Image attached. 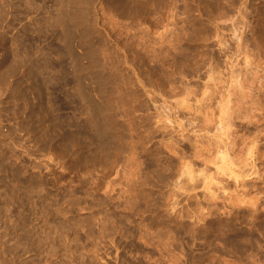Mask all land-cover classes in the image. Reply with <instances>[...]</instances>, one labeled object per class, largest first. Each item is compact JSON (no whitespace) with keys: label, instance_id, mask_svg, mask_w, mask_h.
Listing matches in <instances>:
<instances>
[{"label":"rangeland","instance_id":"obj_1","mask_svg":"<svg viewBox=\"0 0 264 264\" xmlns=\"http://www.w3.org/2000/svg\"><path fill=\"white\" fill-rule=\"evenodd\" d=\"M0 264H264V0H0Z\"/></svg>","mask_w":264,"mask_h":264},{"label":"bare ground","instance_id":"obj_2","mask_svg":"<svg viewBox=\"0 0 264 264\" xmlns=\"http://www.w3.org/2000/svg\"><path fill=\"white\" fill-rule=\"evenodd\" d=\"M218 151H219V149L217 150V152H218ZM220 152H221V151H220ZM218 153H219V152H218ZM219 155L221 156L222 154H219ZM220 156H219V157H220ZM222 156H225V155H222ZM222 158H223V157H222ZM222 158H221V159H222Z\"/></svg>","mask_w":264,"mask_h":264}]
</instances>
